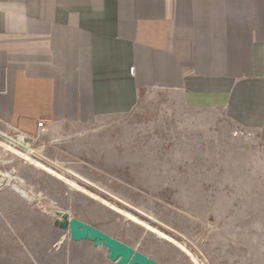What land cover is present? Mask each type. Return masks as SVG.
Instances as JSON below:
<instances>
[{"label": "rangeland", "instance_id": "1", "mask_svg": "<svg viewBox=\"0 0 264 264\" xmlns=\"http://www.w3.org/2000/svg\"><path fill=\"white\" fill-rule=\"evenodd\" d=\"M18 135L0 136V264H114L100 245L70 241L57 209L160 264H264V134L223 112L140 91L93 126L23 135L32 160L61 176L8 149Z\"/></svg>", "mask_w": 264, "mask_h": 264}, {"label": "crops", "instance_id": "2", "mask_svg": "<svg viewBox=\"0 0 264 264\" xmlns=\"http://www.w3.org/2000/svg\"><path fill=\"white\" fill-rule=\"evenodd\" d=\"M140 91L264 134V0H0V133L93 126Z\"/></svg>", "mask_w": 264, "mask_h": 264}, {"label": "water", "instance_id": "3", "mask_svg": "<svg viewBox=\"0 0 264 264\" xmlns=\"http://www.w3.org/2000/svg\"><path fill=\"white\" fill-rule=\"evenodd\" d=\"M62 218V220L56 219V224L59 225L60 229L68 231L70 241H90L94 247L102 245L107 253V259L114 264H160L144 253L134 250L128 244L84 221L68 218L66 213Z\"/></svg>", "mask_w": 264, "mask_h": 264}, {"label": "bare ground", "instance_id": "4", "mask_svg": "<svg viewBox=\"0 0 264 264\" xmlns=\"http://www.w3.org/2000/svg\"><path fill=\"white\" fill-rule=\"evenodd\" d=\"M0 136L1 137H4V134L1 133ZM18 140L19 141H16L14 139H10V142H8V144H5V146L8 149H10L12 152H14V153L18 154L19 156L23 157L25 160H27V161H33L36 166H40V167L48 170L50 173H53V174L58 175V176H61V175L57 174L53 169H51L49 167H46L45 165H43L42 163H40L38 161L32 160L31 155L33 154V151L31 149H29V148L26 147V145L24 143V139H23L22 136H18ZM17 147L21 148L22 150L17 149ZM70 183H71L72 186L78 187L75 182H70ZM15 190H16V192L18 194L24 196L27 200H30V196L28 194H26V192H23V190H21L20 188H16ZM54 213H56V218L58 220H62L63 219L62 217L65 215V212L62 211V210H59V209H57ZM127 216L129 218H131L132 220H137L133 215H131L129 213L127 214ZM153 230H155V229H153ZM64 231L68 233L67 230H64ZM160 236L163 237L164 235L162 233H160ZM60 242H59V244H60ZM100 246H102V245H100Z\"/></svg>", "mask_w": 264, "mask_h": 264}, {"label": "built area", "instance_id": "5", "mask_svg": "<svg viewBox=\"0 0 264 264\" xmlns=\"http://www.w3.org/2000/svg\"><path fill=\"white\" fill-rule=\"evenodd\" d=\"M130 73L133 72V67L129 69ZM37 132H41L45 129L44 122L43 121H37L36 123Z\"/></svg>", "mask_w": 264, "mask_h": 264}]
</instances>
